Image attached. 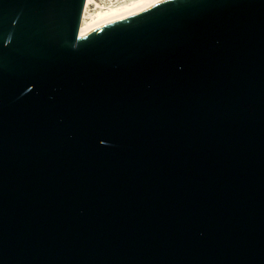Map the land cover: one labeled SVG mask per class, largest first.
<instances>
[{
    "label": "water",
    "instance_id": "95a60500",
    "mask_svg": "<svg viewBox=\"0 0 264 264\" xmlns=\"http://www.w3.org/2000/svg\"><path fill=\"white\" fill-rule=\"evenodd\" d=\"M0 0V264H264V0Z\"/></svg>",
    "mask_w": 264,
    "mask_h": 264
},
{
    "label": "bare ground",
    "instance_id": "6f19581e",
    "mask_svg": "<svg viewBox=\"0 0 264 264\" xmlns=\"http://www.w3.org/2000/svg\"><path fill=\"white\" fill-rule=\"evenodd\" d=\"M156 0H86L80 29L90 27Z\"/></svg>",
    "mask_w": 264,
    "mask_h": 264
}]
</instances>
